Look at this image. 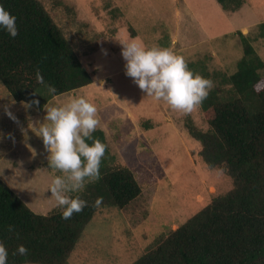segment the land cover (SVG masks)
Instances as JSON below:
<instances>
[{"label":"rangeland","instance_id":"rangeland-1","mask_svg":"<svg viewBox=\"0 0 264 264\" xmlns=\"http://www.w3.org/2000/svg\"><path fill=\"white\" fill-rule=\"evenodd\" d=\"M40 1L93 76L91 85L48 105L63 106L78 96L93 103L100 120L97 129L104 131L110 153L117 164L132 170L143 188L142 197L127 208H105L96 214L69 264H132L158 236L177 229L214 196L228 192L232 182L204 164L200 143L185 128L191 116L207 129L200 107L183 114L147 97L126 76L120 43L139 37L147 48H168L182 56L194 65V73L204 67L231 75L243 57L238 32L264 59L258 28L264 23V0H244L235 13L223 11L216 0ZM114 9H119L118 16ZM25 104L13 100L0 84V151L15 147L0 160V176L32 211L48 215L56 207L49 187L60 173L49 168L42 138L29 129L30 122L36 127L45 122L46 111H10L26 109Z\"/></svg>","mask_w":264,"mask_h":264},{"label":"trees","instance_id":"trees-1","mask_svg":"<svg viewBox=\"0 0 264 264\" xmlns=\"http://www.w3.org/2000/svg\"><path fill=\"white\" fill-rule=\"evenodd\" d=\"M227 13L239 11L244 0H216ZM14 15L19 34L12 38L0 29V84L16 102L43 111L55 97L93 83L63 30L40 0H0ZM114 16L120 14L114 9ZM264 38V23L258 25ZM243 57L227 75L197 69L214 87L200 107L206 130L185 119L189 135L201 145L200 157L210 170L231 179L232 188L216 195L208 206L168 234L158 236L132 264H264V59L248 37L238 32ZM193 70L194 65L188 64ZM37 70L44 84L37 83ZM45 85L56 88L50 94ZM106 145L100 179L76 193L88 206L71 219L55 207L48 215L32 211L0 179V241L8 251L7 264H69L96 214L105 208L123 210L143 195L128 167L117 164L104 131L92 134ZM89 144L92 141H86ZM103 202L94 206L97 198ZM15 227L14 232L8 226ZM17 233L19 238H17ZM27 256L13 255L17 247Z\"/></svg>","mask_w":264,"mask_h":264},{"label":"clouds","instance_id":"clouds-1","mask_svg":"<svg viewBox=\"0 0 264 264\" xmlns=\"http://www.w3.org/2000/svg\"><path fill=\"white\" fill-rule=\"evenodd\" d=\"M16 19L0 5V29L12 38L19 34ZM120 44L121 55L126 62V76L132 78L133 83L147 97L165 102L174 111L191 113L203 104L214 87L210 79L191 71L185 59L171 49L157 46L147 48L139 37ZM36 79L37 83L44 84L39 70ZM45 86L50 94L56 93L54 86ZM32 104L39 105V101L35 100L24 106L30 108ZM44 110L47 113L45 122L39 124V127L30 122L29 129L42 138L44 148L49 153V168L60 173L51 181L50 199L61 209L62 219L68 220L74 213H80L88 206L87 201L73 194L82 192L87 183L100 179V165L105 156L106 145L93 138L92 134L100 125V120L97 118L96 106L85 97H73L63 106L47 104ZM6 112L11 119H16L7 109ZM102 202L103 198L99 197L94 206L98 208ZM8 231L14 232L15 227L9 225ZM17 254L27 256L28 249L19 245L13 255ZM7 261V248L0 241V264H7Z\"/></svg>","mask_w":264,"mask_h":264},{"label":"crops","instance_id":"crops-1","mask_svg":"<svg viewBox=\"0 0 264 264\" xmlns=\"http://www.w3.org/2000/svg\"><path fill=\"white\" fill-rule=\"evenodd\" d=\"M55 98H57V97H55ZM54 100V99H53ZM52 101V100H51ZM50 102V101H49ZM48 102V103H49ZM31 110H34L33 112H37L38 113V111H37V109H28V108H21L20 106H18V107H15L13 110L11 109L10 111H15V112H17V115H21V112H23V111H25V112H32ZM44 111V110H43ZM43 111H40V113H38V114H42V112ZM32 112V113H33ZM34 116H35V113L33 114ZM19 122H17V124H18ZM19 129V128H18ZM1 145V144H0ZM13 148H15L14 146L13 147H9V149L7 150L6 149V152L3 154V152L2 151H0V160H3V157L5 156V155H12L11 153H12V150H13ZM4 173H6V172H3L2 173V175L4 174ZM0 179H1V176H0ZM20 198H21V196H20Z\"/></svg>","mask_w":264,"mask_h":264}]
</instances>
